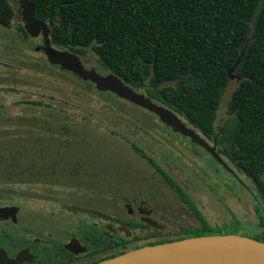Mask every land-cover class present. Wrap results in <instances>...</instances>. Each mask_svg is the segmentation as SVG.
Returning <instances> with one entry per match:
<instances>
[{"label": "trees", "instance_id": "obj_1", "mask_svg": "<svg viewBox=\"0 0 264 264\" xmlns=\"http://www.w3.org/2000/svg\"><path fill=\"white\" fill-rule=\"evenodd\" d=\"M32 5L35 19L52 20L51 45L79 55L89 47L97 69L164 105L207 139L216 133L227 70L243 49L235 68L240 79L227 101L231 119L215 143L246 181L249 212L235 221L249 220L257 230L225 232L193 206L196 227L147 244L223 233L264 241V0H32ZM12 16L8 1L0 0V25L8 26Z\"/></svg>", "mask_w": 264, "mask_h": 264}, {"label": "flooded vegetation", "instance_id": "obj_2", "mask_svg": "<svg viewBox=\"0 0 264 264\" xmlns=\"http://www.w3.org/2000/svg\"><path fill=\"white\" fill-rule=\"evenodd\" d=\"M39 46L36 49H40ZM94 69L106 73L97 67ZM61 70L72 80H82L68 70ZM82 81L99 91L91 81ZM105 92L127 101L110 91ZM152 115L155 116L150 115L153 122L148 124L119 115L124 124L134 129L120 131L118 135L126 137L121 138L122 142L149 168L137 173L139 179L146 180L141 185L122 188L125 179L128 183L130 178L115 179L116 191H113L108 184L98 180L100 175L94 172L91 175L70 174L65 178L67 173L60 171L59 161H52L49 171L40 170L43 168L40 161H8L14 170L11 177L52 174L56 182L48 187H32L27 181L13 183L6 180L5 185L0 186V264H93L196 227L198 217L193 206L206 217L200 207L198 191L193 186L192 172H200L199 188L211 191L220 200L226 220L238 219L223 195L216 191L220 184L214 185L207 179L210 166L215 176L224 178L220 183L227 194H235L236 199L248 204L243 191L246 181L219 153L221 147L215 143L219 132L216 131L211 139L199 135L207 147H213L218 156L215 158L207 148L159 123V118Z\"/></svg>", "mask_w": 264, "mask_h": 264}, {"label": "rangeland", "instance_id": "obj_3", "mask_svg": "<svg viewBox=\"0 0 264 264\" xmlns=\"http://www.w3.org/2000/svg\"><path fill=\"white\" fill-rule=\"evenodd\" d=\"M7 1L13 9V16L8 26L0 25V186H4L6 180L13 183L27 181L32 187H48L56 182L48 173L49 178L41 175L28 178L24 174L19 175L20 178L11 177L14 170L8 161H40L43 167L40 170L48 171L52 161H59L60 171L67 173L65 178L70 174L91 175L94 172L100 175L98 180L108 184L113 191H116L115 179L130 178L128 183L125 179V184L120 185L122 188L146 183L137 177V173L149 170L148 166L122 142L121 138L126 137L118 135L120 131L134 128L124 124L119 115L148 124L153 122L150 117L154 116L153 113L121 101L109 92L96 91L88 82L72 80L67 72L48 63L43 52L36 49L41 44L40 34L29 36L18 28L23 24L18 0ZM83 50L84 54L77 56L84 67H96L92 50L89 47ZM237 83L238 79H228L219 99L214 120V128L219 133L220 127L231 119L226 110L227 101ZM209 169L208 181L220 184L216 191L223 195L235 215L244 219L241 215L249 212V206L236 199L235 194H227L220 183L224 178L215 176L210 166ZM199 174L192 172L191 177L198 191L202 213L210 225L219 226L225 232L236 229V233H250L257 230L249 226V220H226L220 200L211 191L199 188ZM221 220L226 221L219 225Z\"/></svg>", "mask_w": 264, "mask_h": 264}, {"label": "water", "instance_id": "obj_4", "mask_svg": "<svg viewBox=\"0 0 264 264\" xmlns=\"http://www.w3.org/2000/svg\"><path fill=\"white\" fill-rule=\"evenodd\" d=\"M22 26L29 36H41L40 50L50 64L68 70L82 80L91 81L99 91H110L141 108L154 113L173 131L189 137L192 142L204 146L218 158L213 147L188 126L175 112L151 100L111 72L101 74L94 68H85L76 53L57 48L49 41L52 20L46 22L33 17L32 0H18ZM243 49L233 65L227 70L228 79H240L235 74ZM215 138V137H214ZM93 264H264V241L236 233L205 234L171 241L145 244Z\"/></svg>", "mask_w": 264, "mask_h": 264}]
</instances>
